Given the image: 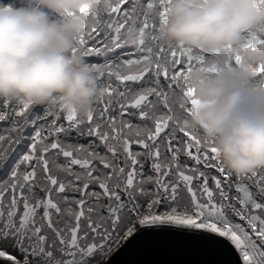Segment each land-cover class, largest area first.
Here are the masks:
<instances>
[{
	"label": "snow or ice",
	"instance_id": "snow-or-ice-1",
	"mask_svg": "<svg viewBox=\"0 0 264 264\" xmlns=\"http://www.w3.org/2000/svg\"><path fill=\"white\" fill-rule=\"evenodd\" d=\"M128 2L95 0L91 27L72 49L85 59L116 54L90 63L105 68L98 111L86 119L66 114L58 123L64 111L57 102L34 115L30 103L17 102L9 113L12 102L4 101L0 121L10 126L0 130V260L111 264L137 235L175 233L234 247L242 264H264V169L233 180L217 150L186 124L179 102L191 97L189 75L204 59L165 39L170 0H131L121 12ZM132 27L135 59L116 53L129 46L124 34ZM260 46L264 35L244 45ZM232 62L239 65L240 56ZM254 71L264 80V62Z\"/></svg>",
	"mask_w": 264,
	"mask_h": 264
},
{
	"label": "clouds",
	"instance_id": "clouds-1",
	"mask_svg": "<svg viewBox=\"0 0 264 264\" xmlns=\"http://www.w3.org/2000/svg\"><path fill=\"white\" fill-rule=\"evenodd\" d=\"M95 0H25L0 8V99L34 106L58 103L66 114L86 119L105 96V68L73 54L76 38L92 24ZM166 40L211 55L203 70L189 75L191 97H181L186 124L217 150L221 164L236 176L264 169V86L255 83L264 52H236L248 33L264 34L260 0H170ZM137 41L135 27L125 32ZM215 68V71L211 69ZM194 101V103H191Z\"/></svg>",
	"mask_w": 264,
	"mask_h": 264
},
{
	"label": "water",
	"instance_id": "water-1",
	"mask_svg": "<svg viewBox=\"0 0 264 264\" xmlns=\"http://www.w3.org/2000/svg\"><path fill=\"white\" fill-rule=\"evenodd\" d=\"M111 264H242V258L234 247L224 251L222 246L197 244L180 234H141L122 246Z\"/></svg>",
	"mask_w": 264,
	"mask_h": 264
},
{
	"label": "trees",
	"instance_id": "trees-1",
	"mask_svg": "<svg viewBox=\"0 0 264 264\" xmlns=\"http://www.w3.org/2000/svg\"><path fill=\"white\" fill-rule=\"evenodd\" d=\"M130 2H131V0H129V2L128 3H126V4H124L123 6H122V9H121V12H123L124 10H126L128 7H129V5H130ZM141 2L142 3H144V4H146L147 2H149V0H141ZM25 3V0H0V8H3V7H7V6H15V7H20V6H22L23 4ZM113 18H115V19H119L120 18V14H114V16H113ZM150 23H151V20H150ZM138 26H139V22H138ZM261 35H264V34H261V33H259L258 31L257 32H252V33H248V34H246L244 37H242V39H241V42H240V47H239V49L236 51V52H229V59L230 60H233V58H234V56H236V55H239L240 56V58H241V56H244V57H248V56H250V55H252L256 50H253V49H251V48H245L244 47V45L246 44V43H249L252 39H253V37L254 36H256L257 38H259ZM89 43H91V41L89 42ZM97 44L102 48L103 47V45H102V43L101 42H97ZM174 44V43H173ZM174 45H176V44H174ZM95 46V45H94ZM164 47H165V51H167V46L166 45H164ZM186 49V48H185ZM188 50H192V49H188ZM194 51H198L201 55H202V57H203V59H204V65H203V67H201V68H197V69H195V70H203V68L210 62V60H211V55L209 54V53H207V52H205V51H201V50H194ZM260 51L261 52H264V46H260ZM125 53L126 55H125V57L124 58H127V53H129V52H131V58H137V56H136V54H135V52H134V49H132V47L129 45V46H125V48L124 49H117L116 50V53ZM110 57L111 58H113V59H115L116 58V54L115 53H113V54H110ZM110 57H99V58H96V57H89V58H86V61L87 62H89V63H103L105 60H107V59H109ZM241 63V62H240ZM257 67H258V64L256 65ZM213 69H215V68H213ZM194 70V71H195ZM171 71H172V69H170V73L169 74H171ZM191 73H193V72H191ZM190 73V74H191ZM147 78V77H146ZM107 79V77H105V80ZM163 82V81H162ZM113 83H115V81L113 80ZM130 84H132V86L133 87H138L139 85L136 83V82H129ZM255 83L258 85V86H262V85H264V80H262V79H260V78H255ZM151 99V98H150ZM47 105H44V106H34V108L33 109H31V111L33 112V114L35 115L36 113H40L41 115H42V110L46 107ZM13 107H18V105H17V102H12V104L11 105H9V109H8V111H9V113H10V111H11V108H13ZM94 108H97V111H98V107H97V105L95 104L94 105ZM6 109H5V107H4V100H2V99H0V112H4ZM54 111H57V109H53ZM66 115V113L64 112V113H60V120L58 121V123H64L65 121H64V116ZM11 118V117H10ZM33 118V116H30L29 117V119L31 120ZM53 119V117L52 116H49L48 117V121L50 122L51 120ZM133 122H135V121H133ZM41 123H45L44 121H41ZM10 126V123H9V121H0V130H2V129H5V128H7V127H9ZM27 131H30V129H26V132ZM166 132H167V130H166ZM162 136H164V133H162L161 134ZM180 135H182V134H180ZM199 135V134H198ZM88 139H91V138H85V139H81L79 142L80 143H85V144H87L88 143ZM22 149L21 148H17V151L19 152V151H21ZM134 150H138V146H134ZM101 151H102V149H101ZM181 160H182V162L183 161H187L188 163H189V165L191 166L192 165V161L189 159V158H187V157H185V156H182L181 157ZM147 167H148V165L146 164L145 165V169H147ZM202 170H203V168H202ZM227 170V169H226ZM209 171V173H210V175H218V173H216L215 172V170H208ZM235 177H236V175H234L233 174V180H235ZM209 183H210V185H211V183H212V181L210 180L209 181ZM21 211H22V209H21Z\"/></svg>",
	"mask_w": 264,
	"mask_h": 264
},
{
	"label": "rangeland",
	"instance_id": "rangeland-1",
	"mask_svg": "<svg viewBox=\"0 0 264 264\" xmlns=\"http://www.w3.org/2000/svg\"><path fill=\"white\" fill-rule=\"evenodd\" d=\"M10 251H11V249H9ZM17 255H19L18 253H17Z\"/></svg>",
	"mask_w": 264,
	"mask_h": 264
}]
</instances>
